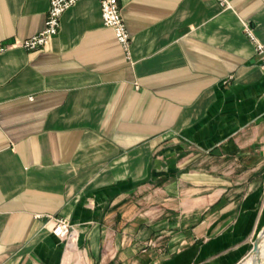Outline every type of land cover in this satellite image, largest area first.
Returning <instances> with one entry per match:
<instances>
[{
  "label": "crops",
  "instance_id": "obj_1",
  "mask_svg": "<svg viewBox=\"0 0 264 264\" xmlns=\"http://www.w3.org/2000/svg\"><path fill=\"white\" fill-rule=\"evenodd\" d=\"M49 2L0 0V40L42 30ZM117 2L130 58L99 0L0 54V264H240L264 225V70L244 31L264 42V0Z\"/></svg>",
  "mask_w": 264,
  "mask_h": 264
},
{
  "label": "built area",
  "instance_id": "obj_2",
  "mask_svg": "<svg viewBox=\"0 0 264 264\" xmlns=\"http://www.w3.org/2000/svg\"><path fill=\"white\" fill-rule=\"evenodd\" d=\"M220 4L225 3V0H218ZM79 2V0H50L49 7L47 10V16L44 21V28L37 32L35 35L22 39H13L11 41L0 40V54L8 51L10 48L20 47L28 50H36L37 48L47 45L54 35L60 30V20L65 10ZM101 10L102 24L106 27H111L117 39L119 45L126 53L127 57L130 58V46L132 38L128 31L127 25L125 24L122 16V11L119 8L117 0H99ZM245 33L248 35L251 42L254 44V49L258 55L260 67L264 70V42H261L255 34H253L251 28L246 25L244 27ZM39 216V215H38ZM47 221L49 223L50 230L52 233L65 241L67 244L72 239H76V230L71 225L69 219L64 216L57 215L52 216L46 214ZM68 245V244H67ZM149 247H158L157 241L148 240L142 251H145Z\"/></svg>",
  "mask_w": 264,
  "mask_h": 264
},
{
  "label": "bare ground",
  "instance_id": "obj_3",
  "mask_svg": "<svg viewBox=\"0 0 264 264\" xmlns=\"http://www.w3.org/2000/svg\"><path fill=\"white\" fill-rule=\"evenodd\" d=\"M262 240H261V244L259 246V250L257 254H251V256L248 258L247 261H245L242 264H261L262 263V259L264 257V235L262 236ZM74 239H72V241H70V244L72 245V243Z\"/></svg>",
  "mask_w": 264,
  "mask_h": 264
},
{
  "label": "water",
  "instance_id": "obj_4",
  "mask_svg": "<svg viewBox=\"0 0 264 264\" xmlns=\"http://www.w3.org/2000/svg\"><path fill=\"white\" fill-rule=\"evenodd\" d=\"M263 235H264V225H263V227H261V229L258 231L256 236L254 237L255 239H254L252 248L250 250V254H257L258 253L259 246L261 244V240L263 238L262 237ZM261 264H264V257L262 259V263Z\"/></svg>",
  "mask_w": 264,
  "mask_h": 264
},
{
  "label": "rangeland",
  "instance_id": "obj_5",
  "mask_svg": "<svg viewBox=\"0 0 264 264\" xmlns=\"http://www.w3.org/2000/svg\"><path fill=\"white\" fill-rule=\"evenodd\" d=\"M250 256H251V254H249V256L247 257V259L245 261H247ZM245 261H243L242 263H244ZM242 263H240V264H242Z\"/></svg>",
  "mask_w": 264,
  "mask_h": 264
}]
</instances>
